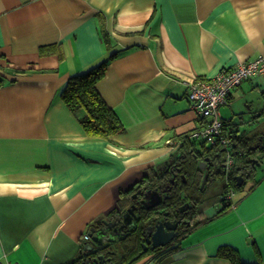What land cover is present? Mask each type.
<instances>
[{
    "label": "crops",
    "instance_id": "1",
    "mask_svg": "<svg viewBox=\"0 0 264 264\" xmlns=\"http://www.w3.org/2000/svg\"><path fill=\"white\" fill-rule=\"evenodd\" d=\"M262 55L264 0H0V264L73 262L94 222L111 221L139 180L201 138L188 83ZM106 60L97 87L125 130L97 137L61 90ZM258 92L263 76L231 90L219 110L227 128L260 121ZM242 98L240 122L223 107ZM249 179L223 211L224 187L197 226L133 264H264V158Z\"/></svg>",
    "mask_w": 264,
    "mask_h": 264
},
{
    "label": "trees",
    "instance_id": "2",
    "mask_svg": "<svg viewBox=\"0 0 264 264\" xmlns=\"http://www.w3.org/2000/svg\"><path fill=\"white\" fill-rule=\"evenodd\" d=\"M107 65L108 60L72 74L61 90L62 99L72 111H83L79 120L86 132L91 136L110 137L112 135L122 133L125 130L120 117L115 110L106 103L97 87L98 82L106 73ZM2 84H4V78L3 75L0 74V86H2ZM226 126L227 124H225L224 129L232 136L234 148L236 149L235 164L233 165L232 170L226 174L224 166L220 163V170L212 172L213 175H216L212 177V174H209L207 178V182L210 179L225 178L224 190L220 194L222 205L219 208V212L223 211L227 206H229V204H232V201L226 202L222 198L223 193H225L230 187H232L233 190L234 187L236 189H240L244 185L247 176L251 178L255 175L258 164L261 163L264 158V134H248L245 131L237 129L235 125L234 127L236 129L233 128V124H231L229 128ZM206 143L207 141L202 139L201 147L198 148L196 142H189L188 140H185L180 147L182 149L180 152L171 156V158L165 162L160 169H153L150 172V176H144L137 183L147 182L149 177L151 182L153 178L155 179L159 175H162V178H165L171 176V172L177 173V200L173 202V205L175 204L173 209L178 207L180 204H183L185 200L192 196L191 194L193 193L199 199V203L202 204L199 214L202 213L204 207L209 202L207 203L206 197L203 195V190H199L202 184L201 176L203 173L201 168L197 165V160H204V156H210L214 159L217 158L220 160V155H224L223 148L214 144L207 146ZM255 144H258V150L256 151L250 149V146ZM239 147H241L243 151H240ZM240 175L244 178L242 185H238L237 176ZM190 178H192V184H190ZM132 190L133 188H131L127 194L129 197H126V200L123 201V203L125 202L123 204V208L119 211L115 210L112 214H110L111 217L113 216L112 218L110 217V220H117L118 217L122 216L121 214L125 212L130 203ZM198 190L200 192H198ZM170 205L171 204H165L164 202L159 209L163 211L168 209V206ZM156 219L157 218H154V220ZM101 223V221L94 222L91 229L100 227ZM198 223L199 221H195L188 231L197 226ZM124 240L125 239H119L113 241L112 243L96 246L95 249L90 252L84 251L85 244H83L79 256L73 262L67 264H82L85 256L88 255H102L103 257L99 262L100 264H133L136 260L145 255L139 252L140 246L138 240L134 239V241L127 243H125L126 240ZM178 247L179 243L169 249V251H174ZM163 250L164 248L158 253L160 254L164 252ZM218 255L231 257L232 259H235V256H237L236 250L229 246H221L218 249Z\"/></svg>",
    "mask_w": 264,
    "mask_h": 264
},
{
    "label": "flooded vegetation",
    "instance_id": "3",
    "mask_svg": "<svg viewBox=\"0 0 264 264\" xmlns=\"http://www.w3.org/2000/svg\"><path fill=\"white\" fill-rule=\"evenodd\" d=\"M250 149L256 151L258 150V144L251 145ZM236 150V149H235ZM240 151H243L241 147H239ZM261 157V155L259 154ZM220 160L213 157L204 156L205 168L208 175L212 174L217 170H220L221 166L225 164L224 155H220ZM257 158V157H256ZM260 164V163H259ZM258 164V165H259ZM258 168V167H257ZM171 176L162 178V175H159L157 178H153L150 182V177L147 182L136 183L132 188V193L130 195V203L127 206L125 212H123L118 217L119 224L122 223L124 214L127 212L129 207H133L134 210L131 212L132 225H128L124 227L119 235L115 236V240L125 239V243L138 240L139 243V252L141 254L146 253H158L162 251L166 246L153 247L152 236L157 228V224L159 222L171 221L172 223H177V227L174 229L177 235L172 239L171 243H174L177 239L183 237L189 230V228L196 221L198 216L200 215L201 203H199V199L192 193L189 199L185 200L183 204H180L178 207L173 209V202L177 200V178L178 174L171 172ZM216 175V174H214ZM212 174L211 176L214 177ZM247 179L249 177L247 176ZM244 181V180H243ZM157 191L160 195L163 196V199H160V195L156 194ZM198 192H200L198 190ZM184 195V194H183ZM160 199L158 204H153L156 200ZM165 202L171 204L168 206V209L161 210L159 207ZM156 212H161L156 213ZM163 212V213H162ZM154 218H157L154 220ZM127 219H130V215L127 216ZM113 229H109L112 232ZM110 237V235H108ZM114 240V241H115ZM112 243L110 241L105 242L104 244ZM124 243V242H123ZM118 244V243H116ZM168 244V245H170ZM167 245V246H168ZM117 246V245H116ZM101 256V255H100ZM99 256L88 255L85 256V259L82 261V264H100V260L96 263V260Z\"/></svg>",
    "mask_w": 264,
    "mask_h": 264
},
{
    "label": "built area",
    "instance_id": "4",
    "mask_svg": "<svg viewBox=\"0 0 264 264\" xmlns=\"http://www.w3.org/2000/svg\"><path fill=\"white\" fill-rule=\"evenodd\" d=\"M256 76L264 77V55L253 60L238 63L232 68L221 69L211 78H196L188 83V98L195 112L206 119L203 128L196 134L202 139L223 148L225 156L224 169L228 174L235 164V148L232 136L225 131V121L220 114L221 105L228 101L231 90L244 81ZM234 190L228 188L222 198L232 201ZM92 239L90 233L84 235V240ZM18 264V263H9Z\"/></svg>",
    "mask_w": 264,
    "mask_h": 264
},
{
    "label": "water",
    "instance_id": "5",
    "mask_svg": "<svg viewBox=\"0 0 264 264\" xmlns=\"http://www.w3.org/2000/svg\"><path fill=\"white\" fill-rule=\"evenodd\" d=\"M235 128V127H233ZM236 129V128H235ZM238 129V128H237ZM205 163L206 161H202V169L204 170L205 168ZM208 178V173L205 174L204 182L205 183L206 179ZM238 179V185H242V182L244 180L243 176H237ZM150 192H155L160 195L157 191H150ZM160 199H163V196H159ZM160 199L156 200L153 204H158L160 202ZM134 208L129 207L127 212L124 214L122 223L119 224L120 222L118 220H111V221H102V225L97 228H92L91 229V237L92 239L85 244L84 246V251H93L96 246H102L104 245L105 242H113L115 240V236L119 235L121 230L128 226L132 225V219L133 216H131V212H133ZM130 215V219H127V216ZM177 227V223H172L171 221H165V222H159L157 224V228L155 232L153 233L152 236V241H153V247H159V246H167L168 244L171 243L172 239L177 235L175 232V228ZM109 229H113L112 232L109 231ZM110 235V237H108ZM102 255L99 256V258L96 260V263H98L99 259H102Z\"/></svg>",
    "mask_w": 264,
    "mask_h": 264
},
{
    "label": "rangeland",
    "instance_id": "6",
    "mask_svg": "<svg viewBox=\"0 0 264 264\" xmlns=\"http://www.w3.org/2000/svg\"><path fill=\"white\" fill-rule=\"evenodd\" d=\"M251 99H252L251 104L253 105L252 107H260V108L264 109V97H263V94L261 92L252 94ZM249 107H250V103H247L246 100L244 98H242L241 100L238 101L237 106H235V107L233 106V108L225 106V107H223V111L225 113L226 111L229 110V114L231 113L230 116H233L236 119V121L241 122L243 120L242 116L244 114L240 113V111L247 112V111H249ZM223 115L224 116L227 115V117H229L228 114H223ZM250 116L246 115L245 116L246 120H250ZM259 120L260 121L255 123V124L246 122L244 124H239L238 127L240 128L241 131H245L248 134H255V133L264 134V115L259 117ZM195 141H196L198 148H200L202 138H196ZM206 145L211 146V143L207 141ZM202 161L203 160H201V159L197 160V163H198L197 165L201 168L202 173H203L201 176L202 184H201L199 190H201V189L203 190V195H205L207 203L208 202L210 203L217 198L218 193L224 187L225 178H219V179H213V180L210 179L208 182L206 179L205 183L203 184L205 174L207 172H205V170L202 169V165H203ZM194 167H195V165H194ZM248 181H249V183L251 182L250 179ZM190 184H192V178H190Z\"/></svg>",
    "mask_w": 264,
    "mask_h": 264
}]
</instances>
